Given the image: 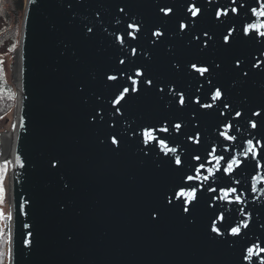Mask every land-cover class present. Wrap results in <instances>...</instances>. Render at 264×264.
<instances>
[{
    "label": "water",
    "instance_id": "95a60500",
    "mask_svg": "<svg viewBox=\"0 0 264 264\" xmlns=\"http://www.w3.org/2000/svg\"><path fill=\"white\" fill-rule=\"evenodd\" d=\"M261 5L26 0L13 161V133L0 134V202L5 161L13 174L9 264H264V36L245 34L264 22L251 12ZM181 188L195 199L173 197Z\"/></svg>",
    "mask_w": 264,
    "mask_h": 264
},
{
    "label": "snow or ice",
    "instance_id": "6c2138e0",
    "mask_svg": "<svg viewBox=\"0 0 264 264\" xmlns=\"http://www.w3.org/2000/svg\"><path fill=\"white\" fill-rule=\"evenodd\" d=\"M233 2H235V0H233ZM161 11H165V10H164V9H161ZM171 11H172V9H167L165 14H168V13H170ZM189 11L192 13V15H197V14L200 12V9L197 8V7H195V6H193L192 8L189 9ZM232 11L235 12V11H237V9L233 8ZM251 12H252L253 14L257 15V16H264V5H261L259 8H252V9H251ZM221 14H223V15H227L228 13H227V11H224V12L221 13ZM185 27H186V25L181 24V28H185ZM262 29H264V22H262V23H260V24H249V25H247V28H246V30H245V34L247 35V34H249V33H258L259 35L264 36V31H262ZM138 30H139V29H138V27H137V31H138ZM89 31H91V29H89ZM130 35H133V37H134V33H133V34H130ZM154 35L160 36V35H163V33L157 31L156 33H154ZM205 35H207V33H205ZM229 35H231V33H229ZM134 38H135V37H134ZM197 39H199V37H197ZM228 40H229V36H225V37H224V41H225V43H227ZM122 42H123V41H122ZM132 51H133V54H135V49H133ZM123 62H124V61H121V63H123ZM237 63H239V61H237ZM191 67H192L193 69H195L197 72H199L200 74H203V73H205V72L208 71V68H206V67H199V68H198L195 64L191 65ZM136 75H137V76H142L143 73L140 72V71H138V72L136 73ZM109 79L115 80V79H117V77H115V76H110ZM133 83L135 84L136 81L134 80ZM145 83H147V84L150 85V84L152 83V81H151V80H146ZM132 90H133V91H136L137 89H136V88H133ZM128 92H129V89H128V88H124L123 91L120 93V95L116 98L115 103L119 104V103L121 102V100H124V99H125V94L128 93ZM220 96H221V92H220L219 89H217V90L215 91V93L213 94V99H214V100H215V99H218V98H220ZM180 103H181V104L184 103L183 94H180ZM202 106H203V107H211L210 104L202 105ZM225 107H228V105H225ZM236 115L239 116V115H241V114H240L239 112H237ZM253 115H255V116H260L261 113H260V112H254ZM180 127H181L180 124H175V125H174V128H175V129H179ZM229 127H230V125H229ZM251 127H252V128H256V127H257V124H256L255 122H251ZM160 130H161V131H167V128H162V129H160ZM142 135H143L144 138H145V139H144V142H145V143H148L149 141L154 140V139L156 138V137L154 136V130L145 129V130L143 131ZM190 139H191V137H190ZM227 139H235V138L232 137V136H228ZM197 142H198V141H197ZM112 143L115 144V143H117V141H116L115 139H113V140H112ZM160 144H161V145H164L165 147H167V146L165 145V142H164L163 140H160ZM247 145L249 146V147H248V151L245 152V153H241V154L247 156L248 152H253L254 155H255V152H254V145H253V141H252L251 139H249V140L247 141ZM169 151H171V152H175L176 149H175V148H171V149H169ZM210 155H212V154L210 153ZM17 159L19 160V157H17ZM195 159L199 160L200 157H195ZM213 159H215V160L217 161V163H219L221 160L224 159V157H223V156H219V157H217V156L213 155ZM7 163H9V161H5V165H7ZM175 163H176L177 165L181 164V159H180V157H179L178 155L175 157ZM240 163H241V161L238 159V157L233 156L231 159H229V160L226 161L227 166L224 168V171H225L226 173L231 174V173L234 171V169H235L236 167H239ZM258 166H264V165H258ZM203 167H204V164H201V165H200V168H203ZM217 170H218V169H217ZM5 171H6V168H5ZM197 171H199V169H197ZM212 171H213L212 169H209V172H212ZM193 178H194V177H192V176L187 177V179H189V180H191V179H193ZM204 179L207 180L208 177L205 176ZM261 179H264V177H261ZM209 190H210V191H215V189H209ZM253 190H255V189H253ZM195 191H196L195 189H192V190H190V191H185L183 188H181V189L179 190V192L173 193V197H175V198H186L187 202L190 203L192 200L195 199ZM222 191L224 192V196H223V198H224V199H227L228 196H229V193H235V192H236V188H228V189H224V190H222ZM2 193H3V188H2V186H0V194H2ZM235 200H236L237 202H240V201H241L240 196H236V197H235ZM182 202H183V201H182ZM169 203H171V199L169 200ZM184 210H185V211H188L187 208H185ZM6 218L9 219V220H11V218H12V214H11V213H8V216H7ZM221 218H223V217H221ZM241 225H242L243 227H245V228L248 227V224H247L246 222L242 221L241 224H239V225H237L236 227H233V228L231 229V233H232L233 235H237V234H239V232H240V228H241ZM211 230H212L213 232L217 233L218 235H222V233L220 232V229H219L218 227H216L215 222H213V224L211 225ZM247 251L251 254V253H253V248H249ZM261 251H264V249H261ZM246 258H247V259H250L251 256L249 255V256L246 257Z\"/></svg>",
    "mask_w": 264,
    "mask_h": 264
},
{
    "label": "trees",
    "instance_id": "16d2710c",
    "mask_svg": "<svg viewBox=\"0 0 264 264\" xmlns=\"http://www.w3.org/2000/svg\"><path fill=\"white\" fill-rule=\"evenodd\" d=\"M24 0H0V54L7 49L15 50L18 42ZM10 45L4 48V41ZM15 100V90L12 84L4 78L0 68V116L12 110ZM7 218L0 216V264H5L7 258Z\"/></svg>",
    "mask_w": 264,
    "mask_h": 264
},
{
    "label": "rangeland",
    "instance_id": "374dc122",
    "mask_svg": "<svg viewBox=\"0 0 264 264\" xmlns=\"http://www.w3.org/2000/svg\"><path fill=\"white\" fill-rule=\"evenodd\" d=\"M3 25L0 22V27ZM4 48H8L10 45L9 40L4 41ZM15 51H8L4 49V51L0 54V68L2 69L4 76L7 82H13L16 75V65H15ZM13 119L12 110L4 113L0 118V131H6L11 127ZM8 206L7 203L0 205V215H4L7 212Z\"/></svg>",
    "mask_w": 264,
    "mask_h": 264
},
{
    "label": "bare ground",
    "instance_id": "6f19581e",
    "mask_svg": "<svg viewBox=\"0 0 264 264\" xmlns=\"http://www.w3.org/2000/svg\"><path fill=\"white\" fill-rule=\"evenodd\" d=\"M19 69H20V66H19V59H17V63H16V77L19 76ZM6 154H10V152H7Z\"/></svg>",
    "mask_w": 264,
    "mask_h": 264
}]
</instances>
